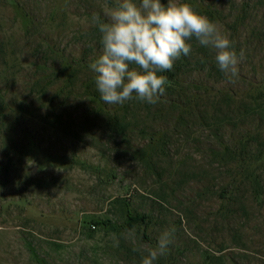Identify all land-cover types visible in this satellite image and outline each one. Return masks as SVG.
<instances>
[{"label":"rangeland","instance_id":"obj_1","mask_svg":"<svg viewBox=\"0 0 264 264\" xmlns=\"http://www.w3.org/2000/svg\"><path fill=\"white\" fill-rule=\"evenodd\" d=\"M174 2L243 50L238 75L193 38L173 67L179 103L133 106L123 134L82 116L96 108L87 74L56 102L60 124L32 86L39 65L101 54L92 18L115 0H0V264H141L172 228L155 264H264V0ZM129 213L147 219L130 227Z\"/></svg>","mask_w":264,"mask_h":264},{"label":"clouds","instance_id":"obj_2","mask_svg":"<svg viewBox=\"0 0 264 264\" xmlns=\"http://www.w3.org/2000/svg\"><path fill=\"white\" fill-rule=\"evenodd\" d=\"M106 20L94 15L101 54L89 64L95 74L100 99L108 105H123L136 99L150 105L166 93L167 77L175 61L191 53L193 38L215 51L218 69L228 78L238 75L244 59L218 25L186 2L167 0H115L105 12ZM175 229L163 231L154 248L146 249L141 264H155L169 253Z\"/></svg>","mask_w":264,"mask_h":264},{"label":"trees","instance_id":"obj_3","mask_svg":"<svg viewBox=\"0 0 264 264\" xmlns=\"http://www.w3.org/2000/svg\"><path fill=\"white\" fill-rule=\"evenodd\" d=\"M207 14L210 16H214V11L211 6L207 5L205 9ZM98 28L96 32H98ZM97 58V57H96ZM95 58V59H96ZM93 61H89L86 58L81 59H73V60H65L64 62L60 63L59 65H48L42 64L39 65V69L36 74L32 77L33 81V88L36 89L39 95H41V99L45 105V114L46 119L52 117L53 122L56 124H60L63 115L54 113V109L56 108L55 104L58 102L62 97L65 98L66 92L71 89L75 85V81L79 73L83 72L89 76L88 83L86 89L93 88L95 85L94 82V73L89 69V64ZM41 67L43 69L41 70ZM214 65H210V71H213ZM162 75V73H160ZM167 77V84H166V93L164 96L160 97V100L167 101V103L176 105L179 102L177 99L173 97L174 92L172 91V84L177 83L179 81V76L177 72L174 70L166 71L165 72ZM57 85V86H56ZM263 83H258L257 87H261ZM56 86V87H53ZM54 90L52 95H49V91ZM263 92L259 89V94L257 99H262ZM169 97V98H168ZM88 98L91 99V103H94L96 108L93 111H85L82 113L84 119H88L91 117L92 113L96 114L98 117L103 118L105 120V124L109 127V129L113 132L120 131L121 133L125 134L127 132L128 127H130L129 123V112L133 106L137 107L144 102H140L136 99L131 101L125 102L123 105H108L105 104L101 99L98 91L91 92L88 94ZM224 101L230 102L232 100L230 94H225L222 97ZM68 98H66L67 100ZM6 103V95L5 93L0 90V134L5 132V124L7 123L8 118H10L12 110H7L5 107ZM25 107H20L21 116L25 114ZM122 134V135H123ZM230 188L227 187L226 190ZM147 216L144 214H131L129 213L127 224L130 227H133L139 223L145 222Z\"/></svg>","mask_w":264,"mask_h":264}]
</instances>
